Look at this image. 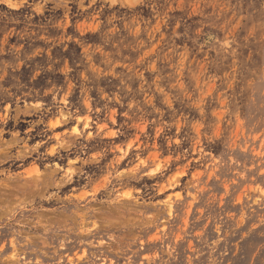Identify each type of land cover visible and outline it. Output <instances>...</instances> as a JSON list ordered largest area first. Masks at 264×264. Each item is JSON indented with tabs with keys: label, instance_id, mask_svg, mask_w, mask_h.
I'll return each mask as SVG.
<instances>
[{
	"label": "clouds",
	"instance_id": "clouds-1",
	"mask_svg": "<svg viewBox=\"0 0 264 264\" xmlns=\"http://www.w3.org/2000/svg\"><path fill=\"white\" fill-rule=\"evenodd\" d=\"M250 218L264 0H0V264H234Z\"/></svg>",
	"mask_w": 264,
	"mask_h": 264
},
{
	"label": "rangeland",
	"instance_id": "rangeland-1",
	"mask_svg": "<svg viewBox=\"0 0 264 264\" xmlns=\"http://www.w3.org/2000/svg\"><path fill=\"white\" fill-rule=\"evenodd\" d=\"M223 199L221 194L222 202ZM241 234L245 237L243 240L237 238L230 242V248L235 252V256L232 257L234 264H249L253 258H255V264L264 261V225L259 223L258 218L246 220Z\"/></svg>",
	"mask_w": 264,
	"mask_h": 264
}]
</instances>
